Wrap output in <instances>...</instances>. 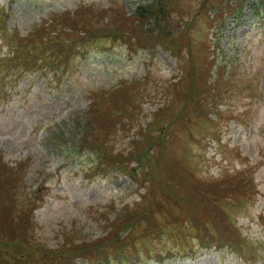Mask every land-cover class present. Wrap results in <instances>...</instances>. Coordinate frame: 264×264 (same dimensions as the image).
<instances>
[{
  "label": "rangeland",
  "instance_id": "obj_1",
  "mask_svg": "<svg viewBox=\"0 0 264 264\" xmlns=\"http://www.w3.org/2000/svg\"><path fill=\"white\" fill-rule=\"evenodd\" d=\"M146 1L0 0V264H264L262 1Z\"/></svg>",
  "mask_w": 264,
  "mask_h": 264
},
{
  "label": "trees",
  "instance_id": "obj_2",
  "mask_svg": "<svg viewBox=\"0 0 264 264\" xmlns=\"http://www.w3.org/2000/svg\"><path fill=\"white\" fill-rule=\"evenodd\" d=\"M164 1H167V0H147L146 1L147 3L146 2L141 3L137 6L135 13H136V15L141 17L142 19H146L145 23L147 21V22H149V24H153L155 26V25H157V23L160 22V17L163 16L164 6L162 5V3H164ZM261 1L262 2L255 1L257 3L255 8H256V11L259 13L262 11V9H264V4H263L264 0H261ZM55 18H56V16H55ZM60 18L61 19H55V22H54V25L57 27V29L59 27L63 28L62 21L64 20V16L62 15V16H60ZM50 23L51 22H49V21L42 22V23L38 24V26L35 27V29H38L39 33H45L47 31V29L49 30ZM74 30H77V29H72V30L68 29L65 31V34H69L71 38H76L77 40H80L81 38L86 39L85 34L84 35L79 34V35L71 36V34L75 33ZM49 32H51L50 34H52V32H54V30L53 31L49 30ZM56 32H58V31H56ZM58 36H61V35L58 34L57 37ZM9 40H10V38L7 39V41H9ZM13 53L15 55L16 51L14 50ZM14 57L15 56H12V57L6 56V58L2 59V70H6L8 67H15L16 68V64H15L16 62L27 64V61H29V60H27V58H29L28 56H24V58L19 56L21 60H15L16 58H14ZM41 60H42V58H41ZM1 93H2V91L0 90V94ZM117 103H121V102H117ZM107 107L108 108H106V109L108 110L111 107V104L108 103ZM119 107L120 106H116V109L112 111L113 116H114V113L116 114L119 111ZM113 116H112V118H113ZM93 120H95V119H93ZM95 123H98V121H95ZM20 263L25 264L24 259L21 260Z\"/></svg>",
  "mask_w": 264,
  "mask_h": 264
}]
</instances>
